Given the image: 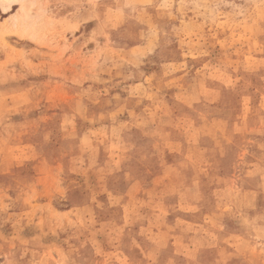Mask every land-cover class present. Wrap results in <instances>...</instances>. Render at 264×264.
Returning a JSON list of instances; mask_svg holds the SVG:
<instances>
[{"label": "rangeland", "instance_id": "374dc122", "mask_svg": "<svg viewBox=\"0 0 264 264\" xmlns=\"http://www.w3.org/2000/svg\"><path fill=\"white\" fill-rule=\"evenodd\" d=\"M0 1V264H264V0Z\"/></svg>", "mask_w": 264, "mask_h": 264}, {"label": "bare ground", "instance_id": "6f19581e", "mask_svg": "<svg viewBox=\"0 0 264 264\" xmlns=\"http://www.w3.org/2000/svg\"><path fill=\"white\" fill-rule=\"evenodd\" d=\"M0 1L4 4L3 9L8 10L11 7V5L16 3L18 0H0Z\"/></svg>", "mask_w": 264, "mask_h": 264}]
</instances>
